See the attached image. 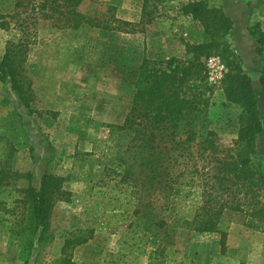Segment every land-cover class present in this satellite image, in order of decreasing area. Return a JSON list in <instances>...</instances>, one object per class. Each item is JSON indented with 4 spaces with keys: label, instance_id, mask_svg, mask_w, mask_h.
<instances>
[{
    "label": "rangeland",
    "instance_id": "374dc122",
    "mask_svg": "<svg viewBox=\"0 0 264 264\" xmlns=\"http://www.w3.org/2000/svg\"><path fill=\"white\" fill-rule=\"evenodd\" d=\"M187 1L192 0H163L153 23L136 33L89 25L57 29L50 20H39L26 60L31 81L30 108L11 89L9 79L0 81V151L8 161L6 154L12 148L11 168L21 173L32 172L31 184L35 187L44 172L66 177L63 187L71 196L69 202L55 203L47 233L39 242L34 238L32 244L19 232L27 216L26 210L19 206L13 212V232L0 230V264H62L64 237L70 232L86 234L89 229L93 230V236L74 248L72 264H264V231L248 228L239 213L225 214L223 251L218 234L195 233L180 227L178 219L169 217L174 231L171 248L166 250L171 254L166 255L159 252L169 243L161 239L162 234L130 241L126 223L110 226L107 218L101 216L102 207L94 204L90 183L80 180L90 173H105V161L116 151L114 136L106 125L123 122L142 60H185L191 57L186 51L187 44L208 39L201 25L183 14L181 5ZM206 1L210 6L222 7L233 20L228 41L252 79L264 118V98L256 81L262 62L248 32L256 23L264 30V0ZM12 2L0 0V16H10ZM142 2L83 0L79 9L87 15H99L113 6L116 17L137 22ZM17 37L16 30L0 28V61L7 42L16 41ZM212 58L218 59L216 56L202 59L208 74L206 81L213 88L208 117L220 142L227 145L237 134L239 108L225 101L219 80L226 68L209 65ZM253 162L264 170V135L257 140ZM28 184L25 178L17 181L19 187ZM177 212L182 215L185 208H177ZM127 243H132L133 249L140 245L143 251L125 248Z\"/></svg>",
    "mask_w": 264,
    "mask_h": 264
},
{
    "label": "trees",
    "instance_id": "16d2710c",
    "mask_svg": "<svg viewBox=\"0 0 264 264\" xmlns=\"http://www.w3.org/2000/svg\"><path fill=\"white\" fill-rule=\"evenodd\" d=\"M162 1L143 0L139 20L131 22L116 17L113 6L99 15H87L79 9L83 0H13L9 19L0 16V28L14 29L18 37L4 49L0 81L9 79L11 89L29 109L32 95L26 60L40 19L50 20L57 29L89 25L136 33L153 23ZM181 9L201 25L208 39L187 44L191 57L185 60H142L123 122L106 125L116 151L105 161V173L80 179L90 183L94 204L102 207L101 216L110 226L126 223L130 241L162 234L161 239L169 243L158 251L166 255L171 254L166 250L171 248L174 231L169 217L195 233L218 234L221 251L225 249L227 212L241 214L253 231H264V170L253 162L264 118L252 79L228 41L233 20L222 7L210 6L206 0L187 1ZM248 32L262 62L256 81L264 98V30L256 23ZM209 56H216L226 68L220 88L225 101L239 108L237 134L227 145L210 127L213 88L206 81L202 60ZM11 151L6 154L8 161L0 151V230L13 232V212L22 206L27 216L19 232L32 244L34 238L39 242L47 233L55 203L69 202L71 192L63 187L66 177L51 172H44L38 187L33 186L32 172L11 168ZM21 178L28 180L26 187L17 186ZM180 207L185 208L182 215L177 212ZM92 236V229L86 234L68 233L61 245L62 264H72L71 252ZM125 248L143 251L140 245L133 249L132 243Z\"/></svg>",
    "mask_w": 264,
    "mask_h": 264
},
{
    "label": "built area",
    "instance_id": "2783aa9c",
    "mask_svg": "<svg viewBox=\"0 0 264 264\" xmlns=\"http://www.w3.org/2000/svg\"><path fill=\"white\" fill-rule=\"evenodd\" d=\"M216 64L217 66L220 67V69L224 70V66L219 62L218 59L212 58L211 60H209V65H214Z\"/></svg>",
    "mask_w": 264,
    "mask_h": 264
},
{
    "label": "crops",
    "instance_id": "0c3cea01",
    "mask_svg": "<svg viewBox=\"0 0 264 264\" xmlns=\"http://www.w3.org/2000/svg\"><path fill=\"white\" fill-rule=\"evenodd\" d=\"M262 135H264V131H263L261 134H259V136H258V140L261 138ZM41 175H42V174H41ZM41 175H40V176H41ZM39 178H40V177H39Z\"/></svg>",
    "mask_w": 264,
    "mask_h": 264
}]
</instances>
